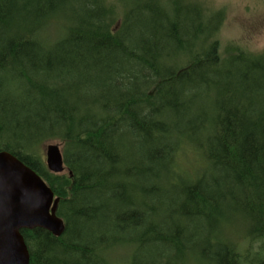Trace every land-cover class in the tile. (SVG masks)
Listing matches in <instances>:
<instances>
[{
	"label": "trees",
	"instance_id": "16d2710c",
	"mask_svg": "<svg viewBox=\"0 0 264 264\" xmlns=\"http://www.w3.org/2000/svg\"><path fill=\"white\" fill-rule=\"evenodd\" d=\"M116 2L0 0V152L65 224L21 231L29 264H264L227 236L264 243V51L221 58L222 13L190 0Z\"/></svg>",
	"mask_w": 264,
	"mask_h": 264
},
{
	"label": "water",
	"instance_id": "95a60500",
	"mask_svg": "<svg viewBox=\"0 0 264 264\" xmlns=\"http://www.w3.org/2000/svg\"><path fill=\"white\" fill-rule=\"evenodd\" d=\"M44 163L52 174L67 172L56 144L45 146ZM58 203L40 176L13 155L0 152V264H29L22 230L43 229L54 237L63 234Z\"/></svg>",
	"mask_w": 264,
	"mask_h": 264
},
{
	"label": "rangeland",
	"instance_id": "374dc122",
	"mask_svg": "<svg viewBox=\"0 0 264 264\" xmlns=\"http://www.w3.org/2000/svg\"><path fill=\"white\" fill-rule=\"evenodd\" d=\"M120 2L122 0H119ZM129 1V0H128ZM133 1V0H131ZM190 2L197 3L206 13H222V24L216 35L218 42V52L221 58L228 56L226 52L229 50H235L244 52L247 54H260L264 51V0H190ZM107 5L115 4L116 0H104ZM71 18L70 23L73 22V17L70 14H65ZM57 19L61 24L66 23L62 16H58ZM122 18V12L118 10L116 12V19L112 25L113 30H117L120 26ZM45 36H50L51 41L60 37L62 34V27L60 24H52L49 28H46ZM176 64H181L184 67L187 64L185 56L178 57ZM48 144H56L62 151L63 144L61 142H48L39 151L40 157L43 163L45 162V146ZM188 158H186L187 160ZM45 164V163H44ZM65 172L64 174H66ZM63 175V174H61ZM233 231L227 234L228 238L235 242L237 246L241 248H249L252 245L251 255H257L260 252L259 247L264 245L262 242L250 243L246 237L239 234L237 228H232ZM248 241V245H247ZM129 255L131 254L128 251ZM128 253L120 252L116 258L120 264H126ZM264 258V254L258 255ZM251 257V256H250Z\"/></svg>",
	"mask_w": 264,
	"mask_h": 264
}]
</instances>
